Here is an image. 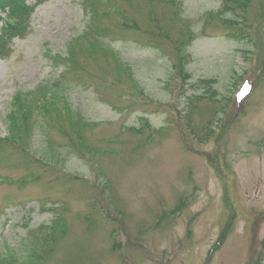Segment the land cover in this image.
Masks as SVG:
<instances>
[{"label": "rangeland", "instance_id": "obj_1", "mask_svg": "<svg viewBox=\"0 0 264 264\" xmlns=\"http://www.w3.org/2000/svg\"><path fill=\"white\" fill-rule=\"evenodd\" d=\"M254 1L250 39H235L208 17L221 0H179L171 35L180 20L195 30L184 82L170 41L115 27L146 20V2L35 7L0 56V134L17 136L0 144V264H264V0ZM103 28L118 63L91 48ZM17 94L33 107L20 133ZM58 214L66 232L46 254L29 234Z\"/></svg>", "mask_w": 264, "mask_h": 264}, {"label": "trees", "instance_id": "obj_2", "mask_svg": "<svg viewBox=\"0 0 264 264\" xmlns=\"http://www.w3.org/2000/svg\"><path fill=\"white\" fill-rule=\"evenodd\" d=\"M46 0H36L34 3H29L28 0H0V56L6 57L11 52L10 43L13 40L14 37H22L24 36L29 27L30 17L32 12L34 11L35 7L44 2ZM112 1V8L114 11H120L121 1L130 2L132 0H111ZM140 3L139 10L141 11L142 1L146 2V14L145 18L146 20L142 22H133L131 19L126 16L123 18V20L117 24H115V27L118 30H121L122 28H132L134 32L137 30L139 31V36H142L144 34L145 36L150 37V39L154 40L156 43L164 42V40L170 41L171 45L174 47L175 50V63H174V69L176 75L184 82L189 79L191 76L190 72L187 68V63L190 58L189 52L185 48H187V40L191 41L195 35V30L191 28L190 26L186 25V22L184 20H178L181 23L180 32L178 37H174L171 35V27L175 25V18L178 17V13L180 9V2L179 0H138ZM255 4L254 0H221V5L218 10L215 12H212L209 10L208 17L211 18V20L215 21L219 26L223 27V30L226 35L229 37H233L235 39H250L249 34V26L246 23V12L249 10V8L253 7ZM179 5V6H178ZM158 7L162 8H173L175 11L171 12L170 14H167L163 11H158ZM167 9V8H166ZM168 12V11H167ZM184 22V23H183ZM145 23V24H144ZM146 26L144 29L143 27ZM117 30V31H118ZM98 32L96 35V38L94 39L91 48L95 51L100 50V52L103 53L104 56H113V60L116 61V63L119 62L117 56H115V51L112 48L104 47L103 42L100 40L102 31ZM116 65V64H115ZM120 64L116 65L117 68V78L121 80L120 74H121V66ZM261 77V76H260ZM258 78V80L260 79ZM262 79V77H261ZM260 79V80H261ZM212 79H202L203 85H207V87L210 85ZM204 93L198 94L197 97L204 96ZM24 97V96H22ZM21 96L19 94L16 95L15 102H18L19 109L25 110V113L21 117H17L14 114H12L10 117L11 122L13 121V130H17L20 133V129L22 128L18 121L26 120L33 107L31 105L28 106L22 105ZM28 103V100H26ZM66 104V113H67V107ZM16 107V108H17ZM68 115V114H67ZM69 118V117H68ZM72 120V119H71ZM75 126H72L75 128L79 127H85L84 125L86 123L82 122L81 120H75ZM188 129L192 130V124L193 121L191 118H188L186 120ZM147 125V124H146ZM29 125H25V129L29 131L28 128ZM209 131L211 134V131L214 128V125L210 126L208 124ZM17 136L8 134V136H2L0 134V144L6 143L10 144L14 143V139H16ZM22 138V136H21ZM82 141H84V138L82 137ZM89 216H87V219ZM227 230V229H226ZM66 232V217L63 214H58L56 218L54 219L53 223L51 224H44L36 228L35 230H32L29 234V239L31 241H35L37 245H40L44 248V252L48 254L54 249V245L59 239L60 236L63 235V233ZM263 247H264V240H263ZM115 246L117 245V241L114 242ZM31 250V249H30ZM26 255H33V251L31 250ZM261 263V257L258 258L256 261H253L250 264H260Z\"/></svg>", "mask_w": 264, "mask_h": 264}]
</instances>
